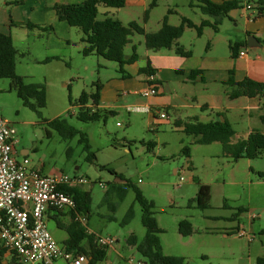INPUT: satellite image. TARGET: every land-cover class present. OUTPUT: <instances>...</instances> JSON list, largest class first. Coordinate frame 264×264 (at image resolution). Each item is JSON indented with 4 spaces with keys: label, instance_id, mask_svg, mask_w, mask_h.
<instances>
[{
    "label": "rangeland",
    "instance_id": "obj_1",
    "mask_svg": "<svg viewBox=\"0 0 264 264\" xmlns=\"http://www.w3.org/2000/svg\"><path fill=\"white\" fill-rule=\"evenodd\" d=\"M192 2L199 4L198 0H159L152 10L147 30H157L169 8L178 12L170 20L174 26L181 23L183 16L194 22L207 18L197 6H190ZM104 9L100 7L99 18ZM241 10L232 11L241 26L236 27L230 19L220 25L223 35L233 42L241 36L240 29H243ZM20 16L21 8L8 6L5 0H0L1 30L13 29L12 24ZM76 29L78 34H73V43L69 47L53 31L28 32L26 35V32L13 29L17 49L16 74L27 83L44 84L47 88V103L38 116L10 88V80L0 78V117L14 127L18 152L26 149L31 165L42 168L44 174L64 172L89 181L85 190L90 192L91 202L83 225L97 237L116 240L111 248L123 255L116 264H145L137 249L127 244L131 234L136 235L139 242L146 235L141 221L142 208L130 185L154 201L153 210L162 230L161 237L168 244L166 255H181L180 238L188 244L186 249L192 256L185 258L188 264H259L258 260L264 259V176L260 175L264 172V155L253 160L234 161L224 155L218 142L193 144V136L175 129L172 114L169 120L154 124L151 113L136 111L133 95L128 96L126 103H110L106 109L114 113H103L98 121L78 120L77 100L82 92H95L97 84L109 87L116 79L121 80L122 74L115 62L97 55L84 56L79 39L82 32ZM195 31L188 29L181 42L188 44ZM135 38L142 42L138 50L141 60L136 66L125 67L131 73L137 66L146 65L143 37L135 34ZM208 42L205 39L202 47L205 48ZM217 51L223 56L230 53L225 42L219 44ZM125 53L131 55L132 48L127 46ZM52 57L59 60L42 62ZM141 77L133 75L128 81L132 83ZM55 118L66 119L69 125L85 134L94 155L92 160L87 159L89 153L79 141L80 134L66 138L48 125L47 122ZM250 126L254 130L264 128L260 119L252 120ZM233 128L237 135H246V126L233 125ZM149 142L155 143L152 150L147 149ZM185 146L190 147L189 156L183 152ZM16 157L22 158L20 152ZM108 169L115 170L121 177ZM181 176L185 180L180 183ZM197 179L211 188L207 209L197 206ZM130 208L134 216L128 224H122ZM50 213L57 212L51 210ZM62 214L66 215L60 217L62 221L71 220L67 212ZM184 220L192 225V237L180 236L179 223ZM46 222L55 240L63 245L68 237L66 230L59 228L48 215ZM241 232L244 236H240ZM56 264L66 263L58 260Z\"/></svg>",
    "mask_w": 264,
    "mask_h": 264
},
{
    "label": "trees",
    "instance_id": "obj_2",
    "mask_svg": "<svg viewBox=\"0 0 264 264\" xmlns=\"http://www.w3.org/2000/svg\"><path fill=\"white\" fill-rule=\"evenodd\" d=\"M159 0H153L144 14V20L147 21L150 10L158 5ZM199 4L190 3V6H197L207 18L203 19L199 25H196L187 17H182L181 23L177 26L168 22L171 10L163 17L161 27L158 31H147L144 26L136 21L124 25L120 20L106 14L99 18L100 7L119 9L126 5V0H85L81 4H56L55 11L60 20L66 21L71 27L78 28L82 34L84 44L82 53L84 56L97 55L105 60L118 64V72L122 77L127 78L130 74L126 71L127 65L134 64L139 59L137 46H132V54L126 56L125 47L130 44L131 37L135 34L144 38L145 46L148 50L158 51L161 49H174L175 53L182 57H190L191 52L186 51L178 40L182 37L187 28H194L198 35H201L205 27H212L216 32L225 19H231L230 13L235 10H241L250 5L253 11L252 19L264 16V0H226L221 3H215L212 0H198ZM25 0H6L8 6H20ZM28 28H34L35 25L27 24ZM44 30H51V27H43ZM249 36L250 33H247ZM247 47V40L230 44V50L233 57H236L241 47ZM16 56L17 49L14 45L12 36L0 31V78L10 80V88L15 90L23 104L35 111L41 116V109L47 103V88L44 84L27 83L22 76L16 74ZM52 60H59L58 57L46 58L44 63ZM140 73L147 77L154 76V70L148 65L140 70ZM195 73L192 71L191 74ZM234 72L230 71V78L224 83L231 88L229 96L238 98L246 96L249 98L258 97L261 101V109L264 111V82L253 80L249 77L236 82ZM158 86V82H148ZM101 97V84L96 85V91L87 93L83 91L77 100L80 110L77 118L83 122L98 121L102 114L114 113L112 110L99 109ZM70 100L71 96L69 97ZM259 119L264 125V113L259 115ZM49 126L58 130L66 138H72L80 134V143L84 145V150L89 154L87 159L92 160L93 153L88 138L79 129L69 125L64 118H55L47 122ZM175 126L182 129L187 135L194 137L193 144H212L218 142L222 145L224 155L231 157L234 161L246 158L249 160L260 158L264 155V132L252 130L245 138L234 140L236 131L232 124L227 120H212L202 122L196 117L189 119H179L175 121ZM48 136L50 133L48 132ZM148 150L155 147L154 142L146 144ZM183 152L189 156L190 147L185 146ZM105 168V167H103ZM116 177H121L113 169H108ZM264 176V172L260 173ZM198 191L196 195L197 206L201 209L209 207L211 199V188L208 184L202 183L197 179ZM135 193V200L142 208V224L146 228V235L143 241L139 242L136 235L131 234L127 239V244L133 246L142 256L146 264H188L182 256L166 255L163 252V246L160 239L162 230L159 228L155 218L154 201L148 199L143 192L130 185ZM64 190L73 195L76 207L67 214L71 216L68 223H64L60 217L66 216V213L59 211L49 217L54 219L57 226L66 230L67 239L63 246L68 251L85 254L91 264L103 262L107 256L108 248L98 244V237L90 232L84 225L81 218L85 219L89 212L91 195L89 191L83 188H64ZM125 193H122V196ZM134 216L133 209L130 208L125 215L122 224H128ZM85 224V223H84ZM179 232L183 236H189L193 233L192 225L184 220L179 223ZM6 249L0 246V264H3ZM21 264L18 257L13 255L9 264ZM259 264L264 263V259L258 260Z\"/></svg>",
    "mask_w": 264,
    "mask_h": 264
},
{
    "label": "crops",
    "instance_id": "obj_3",
    "mask_svg": "<svg viewBox=\"0 0 264 264\" xmlns=\"http://www.w3.org/2000/svg\"><path fill=\"white\" fill-rule=\"evenodd\" d=\"M84 1L85 0H25V3L22 5L13 6L21 8V16L15 24H12V27L15 30L19 29L26 32V35H29L28 32H36L38 34V32L53 31L55 34L60 35L62 42L66 43L69 47V45L73 43V34H78V31H75L77 30L76 27H71L66 21L58 18L55 11V5L81 4ZM212 1L215 3H221L226 0ZM152 2L153 0H126V5L119 9L104 7L105 9L101 12L102 18L108 14L111 17H117L116 19L120 20L124 25L136 21L139 24H144V27L147 30L146 27L151 19L152 10H154V8L150 10L147 21L144 20V14ZM169 10L173 11L168 18V22L171 24L170 20L172 15L177 14L178 12L175 9L169 8L166 13H168ZM241 11V16L244 20L243 29H240L241 36H237V39L234 42L230 41L228 36L223 35L220 27L217 32L212 27H205L201 35H198L197 31H195L196 33L192 36V40L188 44H183L181 41L184 38L185 32L188 29L196 30L194 28H187L182 37L178 40V43L186 51L191 52L190 57L179 56L175 53L174 49L153 51L146 48L144 54L146 62L145 66H137L134 73L126 70L130 76L127 78L122 77L121 80L116 79L109 87H104L101 84V97L98 108L107 110L106 107L110 103L114 105L118 102L126 103L128 102V96L133 95L135 96L136 107L148 109V111L143 112L151 113L154 124H160L162 120H169L171 114L174 117V125L175 121L179 119H189L192 117H196L202 122H209L215 119H227L232 126H246V135L239 136L236 133L234 140L237 141L240 138H245L252 130H254V128H251L250 126L252 120L259 119V115L264 113L261 109V101L258 97L249 98L241 96L238 98H231L229 96L231 88L224 83L230 78V71L234 72L233 77L236 82L242 81L247 77L256 81L264 82V54H260V51H264V16L251 19L253 16L252 10L244 8ZM230 16V21L235 23L236 27L241 26V24L237 23L233 12ZM201 21L193 22L196 25H199ZM28 23L35 25V27L28 28ZM46 26L51 27L52 29L44 30L43 27ZM160 27L155 31H158ZM13 29L8 28V32H4L0 28V31L5 34H10L15 43ZM247 33L254 35L260 43L258 48L252 49L253 53H249L250 48L247 45V47L242 46L239 49L236 57L232 56L231 50L227 55H219L217 51L219 44L225 42L230 49V44L235 42L241 43L244 40H247ZM39 35L41 36V33H39ZM82 37L83 34L79 35V39L82 43L81 47L83 48L84 44L82 42ZM205 39H208L209 42L207 46L203 48L202 42H204ZM137 40L138 39L135 38V35L132 36V42L127 46L131 48L133 45L137 46L139 59L134 64L127 65V67L136 66L141 60V55L138 50L142 46V42ZM127 46L125 47V50ZM242 52H244L245 55H241ZM126 56L129 55L126 54ZM148 65L154 70L155 80L158 82V92L156 95L142 96L141 93L148 89L149 83L147 75L140 73V70ZM192 71H195V73L191 74ZM133 75L142 77L137 79V81L129 83L130 81L128 80L132 79ZM162 113L166 115L165 118H161L160 115ZM213 116L217 118L214 119ZM175 129L177 131H182L181 128L176 126ZM260 131L264 132V128H261ZM19 152L22 157H26L28 154L26 149H20ZM19 152L16 149V155ZM40 170L42 172L43 169L41 168ZM175 173H177V169L175 170ZM63 222L68 223L66 221ZM90 232L94 233L93 231ZM161 235L162 233L160 234V239L163 246V252L164 254H168L165 250L166 246L168 247V244L167 242L166 244L163 242ZM180 236L183 235L180 233ZM192 236L193 233L189 236L183 237ZM178 242L182 253L177 256H182L188 259L192 258L191 254H189L186 249L188 248V244L181 241L180 238L178 239ZM122 257L123 255L119 251L115 248L109 247L107 256L103 262L116 264L117 260ZM11 258L12 255L6 253L3 264H9ZM99 263L102 262H98L97 264ZM86 264H91L89 258L88 263Z\"/></svg>",
    "mask_w": 264,
    "mask_h": 264
},
{
    "label": "built area",
    "instance_id": "obj_4",
    "mask_svg": "<svg viewBox=\"0 0 264 264\" xmlns=\"http://www.w3.org/2000/svg\"><path fill=\"white\" fill-rule=\"evenodd\" d=\"M246 8L249 10L251 6ZM147 80L155 83V76H149ZM157 92L158 86L149 84L141 95H156ZM135 110L148 111L139 107ZM160 116L166 117L164 113ZM15 134L11 123L0 117V246L6 249L7 254L17 256L21 264H56L58 260L66 264L88 263L85 254L68 251L55 240L46 217L50 210L66 212L74 209V197L64 188L85 190L89 181L64 172L43 174L40 168L31 165L27 157L18 159ZM184 180L181 176L180 183ZM81 220L85 223L84 218ZM239 234L244 236L245 233ZM97 240L103 247H112L116 241L112 237H98Z\"/></svg>",
    "mask_w": 264,
    "mask_h": 264
},
{
    "label": "water",
    "instance_id": "obj_5",
    "mask_svg": "<svg viewBox=\"0 0 264 264\" xmlns=\"http://www.w3.org/2000/svg\"><path fill=\"white\" fill-rule=\"evenodd\" d=\"M247 45L250 49H255L260 46V43L254 35H249L247 37Z\"/></svg>",
    "mask_w": 264,
    "mask_h": 264
}]
</instances>
